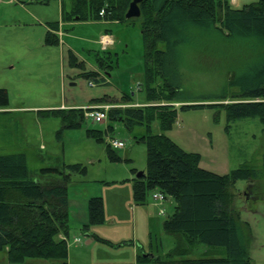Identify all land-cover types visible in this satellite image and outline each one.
Here are the masks:
<instances>
[{"label": "rangeland", "instance_id": "1", "mask_svg": "<svg viewBox=\"0 0 264 264\" xmlns=\"http://www.w3.org/2000/svg\"><path fill=\"white\" fill-rule=\"evenodd\" d=\"M256 1L230 0V4L242 8ZM53 24H59L58 30L51 32L56 36L62 32L61 37L57 36L61 44L46 45V31ZM103 34L113 39V45L105 49L99 44ZM195 42L183 46L178 54L190 101L175 103L176 122L165 134L185 152L198 154V166L212 173L225 175L244 167L260 171L261 178L235 180L232 191L234 207L250 237V264H264L262 124L256 118L230 121L225 111L215 105L178 108L180 104L231 102L230 97L225 101L212 97L220 95L233 79V68L242 66L244 49L211 37L201 45ZM91 70L97 72V80L87 76ZM0 88L8 96V107L0 109V155L24 153L30 170L83 165L86 172L74 174L68 184V197L76 192L70 204L71 215L77 212L82 195L102 198L104 222L88 228L95 241L93 246L73 242L75 238L82 241L85 232L69 217L67 256L69 248L75 251L79 247L83 264H148L138 262L135 256L132 259L131 249L144 255H163L181 242L184 244L181 237L167 234L162 228L163 221L174 211L173 199L166 198L158 207L151 199L153 191L144 204L133 202L132 179L138 172L146 171V146L140 141L144 127L128 130L121 121L106 119L104 123H94L84 119L79 126L64 128L59 116L43 113L84 108L91 100L118 99L123 95L131 96L134 103L111 104L112 108L149 105L138 24L104 19L63 21L60 0H0ZM232 90L228 96L237 94L236 88ZM205 96L209 98L204 99ZM151 127L154 133H160L156 121ZM93 131L101 132L103 141L90 136L88 132ZM111 140L124 144L114 150L117 161L108 158L106 147ZM160 208L163 214L159 213ZM95 237L105 240L96 241ZM184 254L183 258H218L225 255V250L196 243ZM38 262L41 261L26 260V264H43ZM0 264H8L3 250ZM67 264L75 263L67 260Z\"/></svg>", "mask_w": 264, "mask_h": 264}, {"label": "trees", "instance_id": "2", "mask_svg": "<svg viewBox=\"0 0 264 264\" xmlns=\"http://www.w3.org/2000/svg\"><path fill=\"white\" fill-rule=\"evenodd\" d=\"M132 0H60L64 21H117L139 26L144 46L146 103L149 105L111 108L107 120L121 121L128 130L144 127L140 138L146 146V171L132 179L135 204H144L146 196L158 191L174 201V211L162 224L167 234L181 237V245L163 255L138 254L137 261L148 264H250V237L236 211L233 199L235 180L261 178L255 168H239L218 175L198 166L199 155L181 149L166 134L176 122L175 103L188 102L183 74L178 64L179 50L195 40L197 44L211 37L216 41L238 44L243 48L242 66L222 88L216 104H180L178 108L215 105L232 120L256 118L264 130V0L234 8L230 0H142L140 16L126 20L124 14ZM68 7H66V5ZM105 13L101 17L99 11ZM58 24L46 31L44 43L58 44ZM195 42V43H196ZM163 45L162 47H160ZM191 46V45H190ZM73 59L74 55L71 53ZM250 59V61L248 60ZM102 69L103 65L99 63ZM97 72H87L97 80ZM237 89L228 96V92ZM196 98V97H194ZM200 98V97H198ZM206 97L204 99H208ZM192 100V99H191ZM133 104L132 97H102L89 105ZM163 103V104H161ZM8 107V96L0 88V109ZM59 116L64 128L79 126L84 120L81 108L47 110ZM156 121L160 133L151 124ZM111 129V126H108ZM103 141L102 133L88 132ZM108 158L119 160L107 145ZM134 171V170H132ZM81 164L30 170L24 153L0 155V251H6L8 264H26V260H42L50 264H67L69 230L68 184L74 174H84ZM87 222H104L101 197L87 200ZM95 239L104 241L98 237ZM202 243L222 247L225 255L218 258H183L188 247Z\"/></svg>", "mask_w": 264, "mask_h": 264}, {"label": "crops", "instance_id": "3", "mask_svg": "<svg viewBox=\"0 0 264 264\" xmlns=\"http://www.w3.org/2000/svg\"><path fill=\"white\" fill-rule=\"evenodd\" d=\"M234 1H236V0H234ZM103 37H106V40H110L111 41V44L109 46H112L113 45V39L111 38V36L109 34H103V35H101L100 38H99V44H100V40L103 39ZM100 46H101V44H100ZM137 103H140V102H137ZM140 104H142V103H140ZM73 107H75V106H73ZM75 196H76V192L75 193H72V198H69L68 197V199H69L68 200V217H70L72 219L70 221H75L79 225H82V224L86 223L87 222V219H88V214H87V200L89 198H91V197H99V196H95V195H91V194L89 196H87L85 194L82 195V199H80L79 205L77 206V212H73V215H71V211L69 209H70V206H72V205H70V204L74 201ZM154 205H156V204H154ZM156 206L161 207L162 205H156ZM73 219H75V220H73ZM84 234L83 235L85 236V238L82 241H80L81 245H83V247H91V246H93L94 245V242H95L93 240L94 238L91 235H89L88 232H85ZM100 239H102V238L100 237ZM96 241H99V240L96 239ZM80 243H78V244H80ZM121 244H124V242L123 243L116 244V245H121ZM4 252L6 253L5 250H4ZM81 253L82 252L79 249V247H78V249H75V251H73L72 248H69L68 249V256H67L68 258H67V260L70 263L74 262L75 264H83V261H81L82 260L81 259L82 258V254ZM138 254H141V252H138V250L137 251L134 250V248L131 249V257H132V259H134L133 258L134 256H135V259H137V255ZM145 255H148V254H145ZM39 261L43 262V264H50L49 262L47 263V262L42 261V260H39ZM41 262H38V263H41Z\"/></svg>", "mask_w": 264, "mask_h": 264}, {"label": "built area", "instance_id": "4", "mask_svg": "<svg viewBox=\"0 0 264 264\" xmlns=\"http://www.w3.org/2000/svg\"><path fill=\"white\" fill-rule=\"evenodd\" d=\"M105 13V11L102 9L99 11V16H103ZM59 37H61V32H59ZM61 44V41H59ZM101 46L104 49L106 46H108L110 44L109 40L106 39H101L100 40ZM90 86H93V83L90 82L89 83ZM112 108V105L109 104H99V105H90L87 107L82 108L83 110V117L84 119H90L92 120V122L94 123H104L105 120L107 119V111L109 109ZM109 146L116 150V149H121L124 147V144L121 141H117V140H111L109 142ZM151 199L154 203H156L157 205H162L165 201V196L158 192V191H154L151 195ZM160 214H163L164 211L163 209L160 208L159 210ZM74 243H79L80 240L75 238L73 240Z\"/></svg>", "mask_w": 264, "mask_h": 264}, {"label": "water", "instance_id": "5", "mask_svg": "<svg viewBox=\"0 0 264 264\" xmlns=\"http://www.w3.org/2000/svg\"><path fill=\"white\" fill-rule=\"evenodd\" d=\"M142 0H132L129 5L128 8L124 14V18L126 20H130V19H136L140 16V9L138 4L141 2ZM183 105H188V104H183ZM141 175H143L142 172H138L136 174V178H140Z\"/></svg>", "mask_w": 264, "mask_h": 264}]
</instances>
